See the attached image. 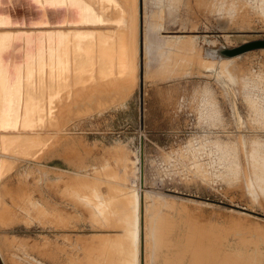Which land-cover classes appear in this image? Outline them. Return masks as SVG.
<instances>
[{
	"label": "rangeland",
	"instance_id": "374dc122",
	"mask_svg": "<svg viewBox=\"0 0 264 264\" xmlns=\"http://www.w3.org/2000/svg\"><path fill=\"white\" fill-rule=\"evenodd\" d=\"M140 8L135 90L125 107L77 121L69 135L93 157L109 150L116 178L134 174V185L115 184L142 194L140 264H194L196 254L201 264H264V0H140ZM58 167L66 165L24 161L4 191L30 194L62 228H77L18 215L0 229L13 241L7 264H70L57 250L62 237L75 243L123 226L127 200L101 206L98 218L79 200L86 190L97 198L95 181L63 180ZM50 170L60 173L50 178ZM103 244L88 238L80 246L97 252Z\"/></svg>",
	"mask_w": 264,
	"mask_h": 264
},
{
	"label": "bare ground",
	"instance_id": "6f19581e",
	"mask_svg": "<svg viewBox=\"0 0 264 264\" xmlns=\"http://www.w3.org/2000/svg\"><path fill=\"white\" fill-rule=\"evenodd\" d=\"M29 1L36 4V0H16L14 21L17 23L21 16L25 24L29 18L36 17ZM54 6L58 9L49 12V20L42 19L43 16L35 23L28 22L60 25L50 28V32L0 35V229L15 223L21 214L26 222L41 219L55 223L56 228H77L72 222L71 226L62 228L59 216L45 213L32 201L30 194L12 198L4 191L12 179L5 181L24 161L49 163L58 159L66 165L65 169L56 168L65 172L60 175L63 180L72 179L78 185L95 181L98 185L97 198L88 190L79 196L96 217H102L101 206L123 200H127L129 210L123 217V226L98 228L119 233L75 236V243L72 236L60 237L74 253H68L71 250L66 245L56 244L58 253L70 264H140L142 194L115 184L134 185V174L132 179L116 178L117 169L110 166L109 150H104L102 156L93 157V148L69 135L70 127L77 121L99 116L112 107H125L135 90L141 52L140 0H44V7ZM10 23L13 22L9 18L0 19V24ZM86 24L92 25L84 26ZM161 42L159 46H162ZM71 155L78 163H71L68 159ZM46 173L51 178L60 172L50 170ZM2 195L11 202L10 207L3 203ZM29 213L34 214L33 218ZM98 218L95 220L102 222ZM167 230L163 232L168 233ZM88 238H96L104 244L97 252L86 251L80 244ZM116 239L119 241L117 246L114 245ZM45 240L48 245L55 246L49 239ZM12 244L13 241L0 237V257L4 264H7L5 254L10 252ZM196 255L194 264H201L204 257Z\"/></svg>",
	"mask_w": 264,
	"mask_h": 264
},
{
	"label": "water",
	"instance_id": "95a60500",
	"mask_svg": "<svg viewBox=\"0 0 264 264\" xmlns=\"http://www.w3.org/2000/svg\"><path fill=\"white\" fill-rule=\"evenodd\" d=\"M16 0H0V19L2 18H9L10 21L13 23L10 24H0V35H5V34H15V33H48L50 32V28L60 26L58 24L52 23V24H46V25H33L28 22L35 23L40 20L44 16V20H49L48 15L50 14L51 10H56L58 9L57 6L54 7H44V0H36V4L29 1L30 5H32V9L35 12L36 16L34 19L27 18L28 21L27 24L24 23V18L21 16L19 17V22L15 20V13H16V6H15ZM39 2V3H38ZM29 16V15H28ZM30 17V16H29ZM30 20V21H29ZM72 24H68L67 26H70ZM92 24H86L84 26H90ZM74 26V25H72ZM14 28H20L22 30L16 31ZM14 29V30H13ZM31 29V30H30ZM5 45V43H3ZM0 264H4L3 260L0 257Z\"/></svg>",
	"mask_w": 264,
	"mask_h": 264
}]
</instances>
